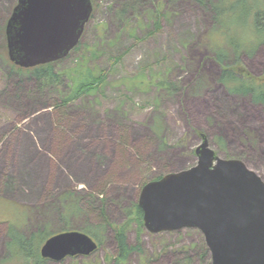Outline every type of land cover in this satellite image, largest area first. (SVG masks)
Returning a JSON list of instances; mask_svg holds the SVG:
<instances>
[{"label": "rangeland", "instance_id": "obj_1", "mask_svg": "<svg viewBox=\"0 0 264 264\" xmlns=\"http://www.w3.org/2000/svg\"><path fill=\"white\" fill-rule=\"evenodd\" d=\"M248 1L264 9V0ZM92 2L77 47L51 63L58 83L10 60L6 25L18 0H0V264H32L4 263L10 225L27 237L45 230L97 233L99 248L90 255L43 264H212L198 228L152 233L133 220L127 243L142 249L123 260L115 227L144 184L197 163L201 134L219 156L243 160L264 180V103L220 82L213 41L247 79L264 74V42L256 41L248 17L230 26L241 47L228 46L224 27L215 35L211 6L196 0ZM242 8L222 15H245ZM88 73L98 83L64 103Z\"/></svg>", "mask_w": 264, "mask_h": 264}, {"label": "water", "instance_id": "obj_2", "mask_svg": "<svg viewBox=\"0 0 264 264\" xmlns=\"http://www.w3.org/2000/svg\"><path fill=\"white\" fill-rule=\"evenodd\" d=\"M94 10L92 0H18L6 25L8 55L23 68L67 57ZM197 163L148 181L138 205L152 233L198 228L212 264H264V180L243 160L222 158L203 135ZM99 248L90 235L68 230L42 245V257L60 261Z\"/></svg>", "mask_w": 264, "mask_h": 264}, {"label": "trees", "instance_id": "obj_3", "mask_svg": "<svg viewBox=\"0 0 264 264\" xmlns=\"http://www.w3.org/2000/svg\"><path fill=\"white\" fill-rule=\"evenodd\" d=\"M201 5L207 7L211 6L212 11L214 13V16L218 19L219 24H216L214 26L215 35L219 36L222 34V27L225 28L226 34L224 35L225 44L228 46H232L233 48L239 49L241 47V41L236 40L235 41V35L234 33H231L230 26L233 24L235 25V21L239 23L241 19V23H247L248 17L251 19V25L252 30H255V39L257 41V38H259L258 43L264 42V19H262L260 13H264V9L257 6L256 8H253L249 3L251 1L248 0H234L235 2H232V0L224 1V3H209L207 0H196ZM235 3V4H234ZM243 7L240 12L245 13V15L242 14H231L227 15V17H224V11L229 10V12L236 10L237 8ZM259 8L261 10H259ZM249 10V11H248ZM254 13V14H251ZM223 14V15H222ZM241 17V18H239ZM264 17V15H263ZM224 18V19H223ZM225 23H224V22ZM243 21V22H242ZM237 23V24H238ZM256 25V27L254 26ZM237 25H235L236 27ZM214 50L216 52V60L218 63L222 66L221 74L219 77L220 82L227 87V89L234 94L242 95V96H249L254 102L257 103H264V74L259 78H248L247 76H250V74H247L245 76V70H243V67L239 62H236V64L232 66H228L227 64V52L222 47V43L216 41L214 43ZM237 52V50H235ZM18 70L22 71V68L15 67ZM34 74L39 79H45L48 82H58L60 83L61 74L56 73L53 70V66L51 63L38 65L36 67L32 68ZM90 73V72H89ZM85 77L86 79H83L81 82L76 83L73 85L72 91L68 97H66L63 102L66 103L68 101L74 100L78 98L80 95L86 93L88 89L92 88L94 85L98 83V76L91 75L89 77ZM74 83V80H73ZM203 135V134H201ZM123 154V153H122ZM160 178V177H158ZM102 195L104 194L102 191L100 192ZM104 201V200H103ZM101 215L104 217L107 224H109V220L106 217L105 208L104 206L101 207ZM67 217V216H66ZM133 220L139 225V227L144 226V220H143V210L138 205V202H135L132 204L131 209H128V215L125 220V222L121 226L115 227L116 233L115 238L117 242V249H118V256L119 259H126L130 253L131 250H138L141 251L140 244H137L135 247H131L127 243V228ZM86 230L88 235L94 237L97 241L98 235L96 232H93L92 229H82ZM83 232V231H82ZM85 233V232H84ZM7 234L9 235L10 242H9V254H7V258L4 259V263L8 261H13L16 259H25L26 262H29L30 260L32 264H43L47 258L42 257L40 249L43 245V243L53 235V233H50L48 230H45L44 232L35 233L30 237L25 236L23 233H21L14 225H10L8 228Z\"/></svg>", "mask_w": 264, "mask_h": 264}, {"label": "crops", "instance_id": "obj_4", "mask_svg": "<svg viewBox=\"0 0 264 264\" xmlns=\"http://www.w3.org/2000/svg\"><path fill=\"white\" fill-rule=\"evenodd\" d=\"M72 155H73V153H70V156L69 157H67V159L69 160V159H72V160H75L74 159V157H72ZM73 165H74V162L72 163ZM73 165H71V166H73ZM74 166H76V165H74ZM28 176H29V174H28ZM31 182V178H30V176H29V183ZM11 203V202H10ZM15 206V205H14ZM16 207V206H15ZM17 207H18V205H17ZM16 210L18 211V208H16Z\"/></svg>", "mask_w": 264, "mask_h": 264}]
</instances>
